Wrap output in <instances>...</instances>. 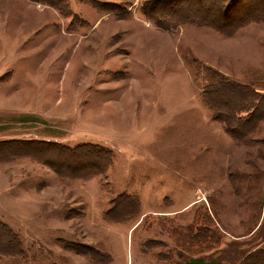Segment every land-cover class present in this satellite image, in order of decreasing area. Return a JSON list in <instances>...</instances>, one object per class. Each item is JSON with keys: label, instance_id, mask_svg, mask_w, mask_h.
I'll use <instances>...</instances> for the list:
<instances>
[{"label": "rangeland", "instance_id": "1", "mask_svg": "<svg viewBox=\"0 0 264 264\" xmlns=\"http://www.w3.org/2000/svg\"><path fill=\"white\" fill-rule=\"evenodd\" d=\"M69 1L67 15L0 0V220L24 247L0 264H184L199 248L178 247L181 230L208 215L218 232L200 256L239 264L264 248V0L212 21L160 16L159 0ZM227 77L245 93L236 113L206 100ZM58 144L89 146L103 172L60 173Z\"/></svg>", "mask_w": 264, "mask_h": 264}, {"label": "trees", "instance_id": "2", "mask_svg": "<svg viewBox=\"0 0 264 264\" xmlns=\"http://www.w3.org/2000/svg\"><path fill=\"white\" fill-rule=\"evenodd\" d=\"M38 2H45L47 4H50L55 7L57 10L61 11L64 14H67L70 12V1L69 0H36ZM161 2V9L159 11L160 16L164 15H171L175 13H185L187 15H199V16H209L208 20H216L217 16L219 15H225L228 10V3L231 0H213L209 1L210 9L207 10L205 8L199 6H195L194 8L189 6V3L191 0H159ZM233 1V0H232ZM182 3L186 4L183 5V8H180ZM173 10H171V9ZM146 15L152 16L149 14L147 9H145ZM60 12V13H61ZM226 20V17L223 19V21ZM222 21V22H223ZM166 24V22H165ZM209 73H211V76L216 75L220 78L221 73L214 69L209 67L207 69ZM208 73V74H209ZM210 76V77H211ZM213 81L210 80L209 87L205 89V94H207L206 100L210 105L216 110L218 106L216 105V102H221L223 105L224 103L231 102V113H236L238 110H242V107L244 105V101H246L245 93L241 89V83H239L237 80H232L231 78H223V79H216L215 78V84H212ZM212 84V85H211ZM230 85V86H229ZM226 86V87H225ZM223 89V91H221ZM226 90H228L226 92ZM251 108V107H250ZM247 109L246 112H248L249 117L253 118L257 114V110L254 108ZM238 109V110H237ZM217 113L219 111L217 110ZM243 113V112H242ZM240 113V114H242ZM220 114V113H219ZM233 115V114H232ZM226 127H228V130L234 137H241L244 132V122L241 121H231V125L226 124ZM60 145L55 148V150H58L59 152ZM86 148H90L89 146L83 145L77 148H71L61 145L60 152L56 153L58 157H62L61 161L56 159V155H54V152H52V156L54 157L53 162V168L59 171L60 173H64L67 175H79V176H90L91 174L101 173L103 170H100L102 167L105 168V166H99L97 165L96 161L90 157V154L87 152H84ZM54 151V150H53ZM99 155V152H98ZM81 156L80 162L77 161V157ZM74 163V166L71 163ZM85 162L90 163V167H92V163H95L99 169H89V170H83L81 168H78L81 164H84ZM86 163V164H87ZM105 163V162H104ZM103 163V164H104ZM85 166V165H83ZM61 168H65L61 169ZM81 171V172H77ZM113 210H110V213H112ZM208 222L203 223V220H199L198 216L195 218V222L189 223L184 229L181 230V238L177 240V245L181 249L188 250L189 252L193 253V249H198L195 254L188 257V259L184 260V264H229L228 261L218 259V258H205L204 256H200V254L204 253V250L207 249V247H203L201 245V241L198 242V238L201 237L205 232L207 234H212L214 232H218L217 226L215 225V221L208 215ZM71 244L67 243V246L70 247ZM86 250H91L92 248L86 247ZM200 253V254H198ZM24 254V247L22 245L20 237L12 230V228L2 220H0V258L5 256H20ZM174 263V261H173ZM177 264H183L182 261L177 262ZM239 264H264V248H256L253 250L248 251L242 258V261Z\"/></svg>", "mask_w": 264, "mask_h": 264}, {"label": "crops", "instance_id": "3", "mask_svg": "<svg viewBox=\"0 0 264 264\" xmlns=\"http://www.w3.org/2000/svg\"><path fill=\"white\" fill-rule=\"evenodd\" d=\"M23 27H26V28H28L29 26L26 24V23H23V24H19L15 29L17 30V36H22L23 37V35H25V33H26V30L23 28ZM0 28H2L3 29V31H5V32H3V35H4V38H8L9 36H8V33H7V30L8 29H10V28H12L11 26H10V23L7 21H5V22H3V21H1V23H0ZM1 54H0V58H1ZM1 59H0V63H1Z\"/></svg>", "mask_w": 264, "mask_h": 264}]
</instances>
